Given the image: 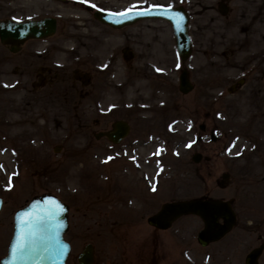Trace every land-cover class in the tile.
<instances>
[{
    "label": "rangeland",
    "instance_id": "rangeland-1",
    "mask_svg": "<svg viewBox=\"0 0 264 264\" xmlns=\"http://www.w3.org/2000/svg\"><path fill=\"white\" fill-rule=\"evenodd\" d=\"M179 4L189 15L192 42L185 60L165 20L112 29L86 9ZM46 15L57 20L52 36L28 40L16 53L0 44V257L13 212L49 192L68 205L66 264H78L75 255L85 243L93 247L94 264H169V255L177 257L193 242L170 240L169 229L154 231L145 218L164 201L205 196L229 200L236 221L223 239L198 246L191 263L243 264L244 254L264 242V127L243 119L245 107H264V87L250 97L229 95L227 85L241 73L221 53L241 41L242 27L264 31V0H0V20ZM125 46L133 53L130 62L121 59ZM49 48L54 54L38 60ZM234 50L239 63L240 50ZM112 53L116 60L113 55L108 61ZM84 54L82 85L72 73H80ZM50 64L63 70L56 69L65 75L67 93L58 92L55 81L33 97ZM183 68L193 85L185 94L177 89ZM229 110L238 114L228 117ZM114 119L130 127L121 142L94 138ZM194 152L209 160L192 162ZM180 222L193 230L200 226L191 217ZM161 234L164 242H158ZM258 264H264V249Z\"/></svg>",
    "mask_w": 264,
    "mask_h": 264
},
{
    "label": "water",
    "instance_id": "water-1",
    "mask_svg": "<svg viewBox=\"0 0 264 264\" xmlns=\"http://www.w3.org/2000/svg\"><path fill=\"white\" fill-rule=\"evenodd\" d=\"M59 1V0H57ZM120 12L93 10L92 16L101 23L112 28H120L147 19H162L169 23L172 31L175 50L181 59L190 54V39L187 31L188 14L181 5L173 7L137 8L127 15H118ZM56 27L53 16H43L37 19L0 20V43L9 44L8 50L15 52L19 44L28 39H44L51 36ZM192 85L186 77L185 70L178 75L177 89L180 93H187ZM199 128H203L200 125ZM128 132V125L122 120H115L106 132H97L94 138L105 136L110 142L118 143ZM209 139L215 140L210 132ZM202 157L194 152L190 160L194 163ZM226 178V175H222ZM2 199L0 198V209ZM66 205L51 193H40L31 197L23 206L17 208L12 215V230L5 253L0 257V264H65L69 251L68 243L63 239L67 229ZM30 213L24 217L31 224L19 222L23 213ZM185 214L196 215L202 222V229L197 233L196 240L205 245L208 242L219 240L230 230L235 222V214L229 201L221 199H181L163 202L159 208L146 217V223L157 229H166L171 222ZM219 220L221 222H219ZM34 235H28L29 232ZM23 236L24 247L16 254L13 247L18 237ZM264 249L260 243L248 250L244 257V264H258V257ZM23 257V258H20ZM79 264H91L92 247L86 244L77 255Z\"/></svg>",
    "mask_w": 264,
    "mask_h": 264
},
{
    "label": "flooded vegetation",
    "instance_id": "flooded-vegetation-1",
    "mask_svg": "<svg viewBox=\"0 0 264 264\" xmlns=\"http://www.w3.org/2000/svg\"><path fill=\"white\" fill-rule=\"evenodd\" d=\"M55 1H57V0H55ZM59 1H61V0H59ZM179 5H181V4H179ZM170 7H173V6H170ZM86 9H87V11L90 12L91 17L93 19H95L92 16V11L94 9H92L90 6H86ZM186 12H187V10H186ZM35 19H37V18H35ZM96 21H98V20H96ZM102 24H104V23H102ZM188 24H189V15H188L187 31H188ZM56 25H57V20H56ZM104 25L106 27L112 28V27H110V26H108L106 24H104ZM253 28L254 27H252L250 25H247V26L242 27V29L240 31V33H241V41L239 43H236V42L235 43H232V44L230 43V47L228 49H226L225 52L223 51L221 53V55H223V56L226 57V60L228 62V67L230 68L231 64L234 63V65H237L238 66L237 67L238 68V71L241 73V75H239L238 77H236L233 81H231L227 85L226 92L229 95L239 93V96L248 95L250 97V96L257 95V92H259L261 90L259 88H263L264 87V31L263 30H260L261 28H259V31H257L258 29L255 30ZM112 29H118V28H112ZM55 30H56V27H55ZM188 35H189V32H188ZM189 39H190V35H189ZM28 40H43V39H28ZM28 40H26V41H28ZM26 41H24L21 44H19L18 49L15 52H10L8 50L9 44H2V45H6L7 46L8 52H10V53H16V52H18L20 50L21 45L24 44ZM233 44H234V46H233V48H231V45H233ZM123 48L127 49V51L125 49H122L121 50V56H122L121 59H124V60H127L128 62H130L131 59L133 58V53H132V51L129 50V47L125 46ZM235 48H238L240 50V52H239V54H240V58H239L240 62L239 63L233 62V61L236 60L235 58H233L236 55V52L234 50ZM50 49L53 50L52 48H49V50L47 51V53H45V52L40 53L39 55H41V56H37V59L38 60H43V61L48 60V58L45 57V56H48L49 57L51 54L52 55L54 54V52L50 51ZM191 50H192V42H191V39H190V54H191ZM84 51L86 52L85 49H84ZM49 52H50V54H49ZM124 52L125 53L127 52L129 57L125 56ZM210 52H211V47L209 46V53L208 54H210ZM190 54L188 55V57L190 56ZM113 55H114V53H112V55L110 56V58H108V61H110L112 59ZM85 56L86 55L84 54L83 57L81 58V61H80V66L82 65V68L80 69V73L77 74V75L75 73H72V77L75 78L76 80H78L79 83H81L82 85H85V83L87 81V73H86L85 68H84V65H85L84 59L86 58ZM114 57H115V55H114ZM188 57H186V58H188ZM179 59L180 60H185V59H181V58H179ZM115 60H116V57H115L114 61ZM40 69H42V66L35 68V70H40ZM56 69H61V67L60 68H55L51 64L50 65H46V66L43 67V71H42V73H40L39 79L35 82L36 85L34 84V90L32 91L33 92V97H34V93H35L34 91L36 89H40L41 88V89L48 90L47 88L50 85H52L53 82H55V81H58V83H56V84L59 85L58 87H61L62 88L58 92L67 93V90L66 89H63L65 87L64 85L66 84V81H65V78H64L65 75H64L63 72L60 73ZM181 70H185L186 77L188 79V74H187L186 69H184V68L183 69H180L179 73L181 72ZM61 71H63V70L61 69ZM179 73H178V75H179ZM188 81L190 82L189 79H188ZM190 84L192 85L191 82H190ZM192 88H193V85H192ZM242 88H244V89L242 91H240ZM82 92H83V88H82ZM255 105H258V104L257 103H254V104H252V105L247 106V107L244 108L246 111L244 113V118L243 119L244 120H247V121H250V124L254 120H259L258 126H260V127L263 126L264 127V107H259L258 106V108H256L257 106H255ZM227 114H228V117H233V116L235 117L238 114V112H234L233 110H229V111H227ZM115 120H122V121L126 122L123 119H114L113 121H115ZM112 122L110 123L109 129L111 128ZM127 125H128V132H127V134H128L129 133V130H130V127H129V124L128 123H127ZM200 125L203 126L202 129L199 128ZM198 128L201 131H203L205 129V126H204V124L200 123L198 125ZM109 129H107L105 131H99V132H106ZM210 132H213L214 133V131L209 130V132H208V139H209ZM126 135L119 142H121L126 137ZM214 135H215V140H216L217 136H216L215 133H214ZM100 137H104L107 141H109L105 136H100ZM197 140H200V137L199 136L197 137ZM209 141H211V140L209 139ZM214 141H211V142H214ZM110 143H112V142H110ZM118 143H112V144H118ZM202 157H204V156L202 155ZM205 157H207V160H204V159H202V160L203 161H208L209 160V157L208 156H205ZM222 175H225V174L222 173ZM140 181L143 184H146V176L143 175L142 176V179ZM193 198L210 199V198L205 197V196H203V197H193ZM187 199H191V198H187ZM215 199H219V198H215ZM175 200H180V199H171V200L164 201V202H170V201H175ZM221 200H227V199H221ZM227 201H229V200H227ZM229 203L231 205V202L230 201H229ZM65 205L67 207V211H66L67 229L65 231V233H66L67 230H68L69 224H68V205L66 203H65ZM231 208H232V206H231ZM183 217H185V218H187V217L190 218L191 217V218L196 219V221L200 223L199 228H197L196 230H193V229H191L192 226H188L186 223L180 222V219L183 218ZM235 221H236V216H235ZM145 222H146V218H145ZM219 222H221V221L219 220ZM150 227L153 228L154 231H158V230L159 231H167L169 229L170 234L172 235V239H170V240H174L175 241V240H177V239H179L181 237H185V239H188V238L191 239V241L193 242V245H194L193 248L189 249V247H188L187 249L182 250V251L177 250V252H178L177 253V257L174 256V255H169L168 256L169 258H167L165 261L166 262H169V264H192L191 261L196 258V254L195 253L197 252V250L199 249V247L201 249L208 248L213 243H215V242L223 239L226 235H228V233L231 231V229H232L233 226L219 240H216V241H213V242H208L205 245L199 244L197 242V240H196L197 233L202 229V222L200 221V219L196 215H193V214L181 215L180 217H178L177 219H175L174 221H172L171 224H170V226L168 228H166V229H157V228L152 227V226H150ZM161 236H162V234L160 235V238H161ZM65 241H66V239H65ZM153 241H156L155 238H154ZM161 241L164 242V240L162 238L158 242H161ZM66 242L68 243V241H66ZM86 244H90V243H85L81 247V249L78 251V253L82 250V248ZM68 245H69V243H68ZM91 247H92V245H91ZM69 253H70V245H69L68 255H67L66 260H65V264L67 262ZM78 253L75 255L76 262H77V255H78ZM246 253L243 256V264H244V257L246 255ZM258 259H259V257H258ZM149 262H150V260H149ZM94 263H95V258H94V251H93V247H92V262H91V264H94Z\"/></svg>",
    "mask_w": 264,
    "mask_h": 264
},
{
    "label": "snow or ice",
    "instance_id": "snow-or-ice-1",
    "mask_svg": "<svg viewBox=\"0 0 264 264\" xmlns=\"http://www.w3.org/2000/svg\"><path fill=\"white\" fill-rule=\"evenodd\" d=\"M135 8H137V5H132L130 6V8L128 10H126L125 12L123 13H119L118 15H127L129 12L133 11ZM153 190H155V187H153ZM26 216H30V213H23L21 214L20 216V220L19 222L21 224L23 223H28V224H31L32 221H25L24 217ZM28 235H34V233H32L31 231L28 233ZM22 240H23V236H20L18 237V240H17V244L13 247V253L16 254L17 252L21 251L24 247V244L22 243ZM20 258H23V257H20Z\"/></svg>",
    "mask_w": 264,
    "mask_h": 264
}]
</instances>
